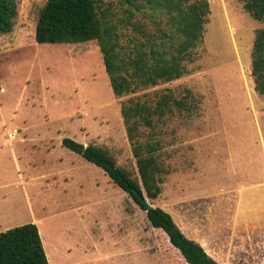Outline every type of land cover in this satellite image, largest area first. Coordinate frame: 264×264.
Instances as JSON below:
<instances>
[{
	"label": "rangeland",
	"instance_id": "1",
	"mask_svg": "<svg viewBox=\"0 0 264 264\" xmlns=\"http://www.w3.org/2000/svg\"><path fill=\"white\" fill-rule=\"evenodd\" d=\"M45 1L13 0L17 16L0 35V233L34 224L48 264H162L145 212L61 141L100 148L140 186L120 107L169 92L191 109L141 129L164 170L149 204L218 264H264V99L250 77L264 23L241 2L206 0L190 72L115 98L95 42H35Z\"/></svg>",
	"mask_w": 264,
	"mask_h": 264
},
{
	"label": "trees",
	"instance_id": "2",
	"mask_svg": "<svg viewBox=\"0 0 264 264\" xmlns=\"http://www.w3.org/2000/svg\"><path fill=\"white\" fill-rule=\"evenodd\" d=\"M254 20L264 23V0H235ZM121 13L118 14V12ZM209 14L206 0H46L35 25L37 44L95 42L115 98L134 95L188 74L195 61ZM17 16L13 0H0V35L11 32ZM250 77L254 92L264 99V29L257 30L251 53ZM189 103L169 92L153 103L123 102L120 116L131 145L140 183L116 167L100 148L63 139L61 146L102 170L109 181L145 212L163 264H218L204 248L189 239L177 218L161 208L145 211L133 192L155 200L161 193L164 170L158 163L159 143L140 141L141 129L176 111H190ZM0 264H48L38 230L26 224L0 233Z\"/></svg>",
	"mask_w": 264,
	"mask_h": 264
},
{
	"label": "water",
	"instance_id": "3",
	"mask_svg": "<svg viewBox=\"0 0 264 264\" xmlns=\"http://www.w3.org/2000/svg\"><path fill=\"white\" fill-rule=\"evenodd\" d=\"M83 150H84V147H81L80 151H83ZM133 194L138 199L142 208H144L145 211L150 210L152 208V206L149 204L148 200L145 198L143 194H138L137 192H133Z\"/></svg>",
	"mask_w": 264,
	"mask_h": 264
},
{
	"label": "built area",
	"instance_id": "4",
	"mask_svg": "<svg viewBox=\"0 0 264 264\" xmlns=\"http://www.w3.org/2000/svg\"><path fill=\"white\" fill-rule=\"evenodd\" d=\"M14 133H16V131ZM9 136L12 137V135H9Z\"/></svg>",
	"mask_w": 264,
	"mask_h": 264
},
{
	"label": "crops",
	"instance_id": "5",
	"mask_svg": "<svg viewBox=\"0 0 264 264\" xmlns=\"http://www.w3.org/2000/svg\"><path fill=\"white\" fill-rule=\"evenodd\" d=\"M161 262H162V260H161ZM163 264V263H162Z\"/></svg>",
	"mask_w": 264,
	"mask_h": 264
}]
</instances>
